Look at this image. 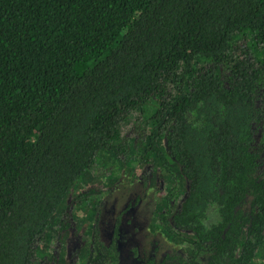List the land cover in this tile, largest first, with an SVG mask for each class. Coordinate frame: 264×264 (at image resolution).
<instances>
[{"label":"trees","instance_id":"trees-1","mask_svg":"<svg viewBox=\"0 0 264 264\" xmlns=\"http://www.w3.org/2000/svg\"><path fill=\"white\" fill-rule=\"evenodd\" d=\"M240 39L263 52H236ZM263 55L264 0H0V264L36 263L67 196L100 152L127 154L122 127L150 104L151 152L189 187L175 214L170 193L162 224L178 236L166 225L174 214L192 236L188 264L202 252L206 264H254ZM101 219L88 264H128L142 218Z\"/></svg>","mask_w":264,"mask_h":264},{"label":"rangeland","instance_id":"rangeland-1","mask_svg":"<svg viewBox=\"0 0 264 264\" xmlns=\"http://www.w3.org/2000/svg\"><path fill=\"white\" fill-rule=\"evenodd\" d=\"M236 45V52L251 48L253 58L263 52L252 46L251 39H240ZM261 60L264 62V55ZM153 111V104H150L145 114L134 113L123 125L121 142L128 146L125 156L116 158L108 151L98 154L95 167L74 187L53 218L46 232V243L37 248L35 264H88L97 222L102 218V222L111 226L120 216L128 226L137 222L138 217L142 218L138 222L145 223L141 232L138 228L133 241L137 255L126 250L128 264H148L151 258H155L156 264H173L165 262L168 255L180 257L181 264H188L194 249L184 238L192 236L176 229L172 217L186 198L189 187L174 160L170 159L175 166V175H172L162 166L157 154L151 152L149 137ZM252 126L255 146L262 154L259 175L264 176V80L257 93ZM159 145L165 152L164 141ZM173 191H176L172 199L174 214L166 225L178 236L172 235L160 220ZM207 258V252H202L195 264H206ZM254 264H264L262 252Z\"/></svg>","mask_w":264,"mask_h":264},{"label":"flooded vegetation","instance_id":"flooded-vegetation-1","mask_svg":"<svg viewBox=\"0 0 264 264\" xmlns=\"http://www.w3.org/2000/svg\"><path fill=\"white\" fill-rule=\"evenodd\" d=\"M140 224H142L141 227L139 228V230H140V232H141V231L144 229V227H145V223H141V222H140ZM148 263H149V262H148Z\"/></svg>","mask_w":264,"mask_h":264}]
</instances>
